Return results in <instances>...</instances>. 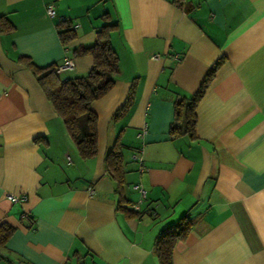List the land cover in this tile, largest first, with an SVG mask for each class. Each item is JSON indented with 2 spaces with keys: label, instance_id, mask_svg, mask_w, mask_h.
<instances>
[{
  "label": "crops",
  "instance_id": "crops-1",
  "mask_svg": "<svg viewBox=\"0 0 264 264\" xmlns=\"http://www.w3.org/2000/svg\"><path fill=\"white\" fill-rule=\"evenodd\" d=\"M0 15L13 25L0 31V223L14 227L0 264H159L157 236L183 215L190 230L172 264H264V0H0ZM60 18L74 25L66 45ZM108 23L119 70L91 102L97 151L83 159L18 56L71 59L60 77L83 75L92 58L74 48ZM217 60L194 137L171 135L175 99ZM117 136L120 190L104 160ZM139 149L142 172L130 158ZM136 183L146 197L128 215Z\"/></svg>",
  "mask_w": 264,
  "mask_h": 264
},
{
  "label": "trees",
  "instance_id": "trees-1",
  "mask_svg": "<svg viewBox=\"0 0 264 264\" xmlns=\"http://www.w3.org/2000/svg\"><path fill=\"white\" fill-rule=\"evenodd\" d=\"M107 17L106 15H104ZM115 24L108 23L96 30V36L89 45L74 48L75 54H87L92 58L90 69L83 75L61 78L56 71V64L37 65L29 56L19 55L32 71L37 83L43 90L55 112L61 117L65 130L72 138L81 158L92 157L97 151V114L91 108V102L104 95L114 84L113 75L119 70L116 51L109 39V30ZM57 32L61 42L66 45L75 37L74 25L67 19L58 20ZM13 25L0 15V31H11ZM215 61L204 73L197 89L190 96H181L174 101V119L170 124L169 133L178 135L188 133L194 137L196 122L195 107L203 96L219 64ZM132 98L129 93L123 111ZM116 111L115 116L122 114ZM105 170L115 179L120 190L124 183V166L121 143L117 136L112 147L105 155ZM117 189V190H118ZM128 215H139L140 210H126ZM190 230V220L183 215L178 222L166 226L158 234L155 250L159 264H172V250L179 240H183ZM14 227L6 222L0 223V248L4 246Z\"/></svg>",
  "mask_w": 264,
  "mask_h": 264
},
{
  "label": "built area",
  "instance_id": "built-area-1",
  "mask_svg": "<svg viewBox=\"0 0 264 264\" xmlns=\"http://www.w3.org/2000/svg\"><path fill=\"white\" fill-rule=\"evenodd\" d=\"M46 13L47 15H49L50 17L54 16L55 11H54V7L52 4L47 5L46 7ZM63 18H60L59 20H61ZM153 57H155L156 55H152ZM73 67V62L71 59H65L63 61V63L59 64L56 66V71H60L64 68H72ZM147 130V122L144 121L141 125V127L139 128L138 132H137V136L141 137ZM130 158L131 160L135 161L137 163V169L139 172H142L144 170V165L142 162V157L140 155V149L139 150H135L130 154ZM133 188L137 190L138 192V199L132 203V209L135 211L140 210V204L141 202L144 200V198L146 197V190L142 187V185L140 183H136L133 185ZM7 197L11 200V201H18L22 199L21 195L15 194V193H7Z\"/></svg>",
  "mask_w": 264,
  "mask_h": 264
}]
</instances>
